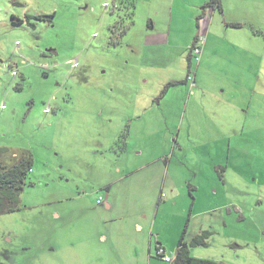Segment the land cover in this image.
I'll return each instance as SVG.
<instances>
[{"label": "rangeland", "instance_id": "obj_1", "mask_svg": "<svg viewBox=\"0 0 264 264\" xmlns=\"http://www.w3.org/2000/svg\"><path fill=\"white\" fill-rule=\"evenodd\" d=\"M208 2L0 0V146L33 157L0 264H120L95 218L150 202L171 245L189 219L193 255L264 264V0Z\"/></svg>", "mask_w": 264, "mask_h": 264}, {"label": "crops", "instance_id": "obj_2", "mask_svg": "<svg viewBox=\"0 0 264 264\" xmlns=\"http://www.w3.org/2000/svg\"><path fill=\"white\" fill-rule=\"evenodd\" d=\"M244 21L256 25L255 22H251L247 20ZM155 24L156 23L153 21L150 27H154ZM196 78H197V74H196ZM138 203L140 204L141 202ZM162 203L163 202H156L154 206L155 214L153 218H151L150 215L146 213L148 207L151 208L152 206L151 202L147 203L146 209H142L141 206L140 208L136 209L137 207L134 208L132 206L133 208L131 207L130 212H128V210L124 211L126 212V214L120 211L121 214H118L116 216L110 214V215H102L99 218H95L97 219L96 222L98 224L112 223L111 224L112 226L103 229L100 228L101 226L98 227V231L96 233L98 244L100 245L103 244V246L106 247L110 239L117 240L116 246L120 249V254L122 256L120 258V264H161L160 260L163 261L165 260L157 255V247L159 245L165 248L167 254L169 249L168 246L171 247L173 246L175 248L173 251L174 255L171 254L168 255H171L174 258L177 250L178 242L171 245V243H169L167 239L163 240V238L159 236L160 233H156V230H160V223L158 224V217ZM164 203L167 204L171 202H164ZM98 204H104L103 207L104 208L106 207L105 209L107 210H111L114 206H116L118 209L119 205H121L120 202H111L109 200L108 202H101ZM188 220L187 222H189ZM117 222L119 224V230L114 231L115 224ZM185 227H187V225H185ZM199 230H200L199 233L203 230H209L211 233L213 232L210 229H204V227H200ZM211 233L209 236L212 235ZM179 236L181 237L180 231L175 233V240L179 241L180 240ZM209 245L210 243L202 247H208ZM192 248L194 247H191V253L194 254ZM99 259L100 261L104 260L103 257H100Z\"/></svg>", "mask_w": 264, "mask_h": 264}, {"label": "trees", "instance_id": "obj_3", "mask_svg": "<svg viewBox=\"0 0 264 264\" xmlns=\"http://www.w3.org/2000/svg\"><path fill=\"white\" fill-rule=\"evenodd\" d=\"M207 6L211 7V9L213 10L220 9L222 12L224 11L222 6V0H209ZM38 17L40 18L42 16L39 15ZM22 22L24 21L21 20L19 23ZM231 25L234 27H239L244 24L241 22H233L231 23ZM246 25H250L252 28L256 27L253 24ZM256 28L258 30L255 33L264 35V30L262 28ZM201 38H203L204 40L202 43L199 42ZM205 41L206 40L203 35H197L193 40L192 45L189 47V72L190 70H192L193 57L196 58L197 63L201 61V55L203 56L204 53L203 46ZM196 49H199L200 52H197ZM196 74L197 72L194 73L195 76ZM190 76L191 74L188 75V78L192 79L190 78ZM8 155H11L12 159H14L12 162L3 160V158ZM17 157L18 154L11 152L6 147L0 146V215L20 210V195L25 184L27 183V177L33 169V157L30 153L21 154V158ZM224 168L225 167H223V169ZM220 177H222V174H220ZM106 189L110 190L111 187L107 186ZM106 196L107 197L104 199L102 197H99L97 202H108L109 195ZM186 225L188 226V222ZM186 232L187 227L184 228L180 240L178 241L177 250L172 264H222L216 260L196 257L191 253V247L206 246L209 244L208 238L210 237L209 235L211 233L209 230H203L198 233L190 243L185 240ZM159 247L162 246L159 245L157 247V251ZM157 255L162 258V256H160L158 252Z\"/></svg>", "mask_w": 264, "mask_h": 264}, {"label": "built area", "instance_id": "obj_4", "mask_svg": "<svg viewBox=\"0 0 264 264\" xmlns=\"http://www.w3.org/2000/svg\"><path fill=\"white\" fill-rule=\"evenodd\" d=\"M204 40H203V38H201L200 40H199V42H203ZM196 51L197 52H200V50L199 49H196ZM158 254L160 255V256H162V258L165 260V261H167V262H172L173 261V257L171 256V255H168L167 253H166V250H165V248L162 246V247H159L158 248Z\"/></svg>", "mask_w": 264, "mask_h": 264}, {"label": "clouds", "instance_id": "obj_5", "mask_svg": "<svg viewBox=\"0 0 264 264\" xmlns=\"http://www.w3.org/2000/svg\"><path fill=\"white\" fill-rule=\"evenodd\" d=\"M174 259V258H173ZM173 262V261H172Z\"/></svg>", "mask_w": 264, "mask_h": 264}, {"label": "water", "instance_id": "obj_6", "mask_svg": "<svg viewBox=\"0 0 264 264\" xmlns=\"http://www.w3.org/2000/svg\"><path fill=\"white\" fill-rule=\"evenodd\" d=\"M107 197V196H106Z\"/></svg>", "mask_w": 264, "mask_h": 264}]
</instances>
